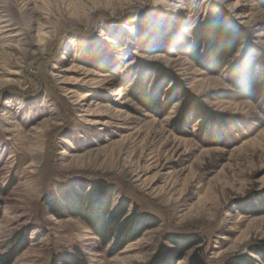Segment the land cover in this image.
Listing matches in <instances>:
<instances>
[{
  "label": "rangeland",
  "instance_id": "rangeland-1",
  "mask_svg": "<svg viewBox=\"0 0 264 264\" xmlns=\"http://www.w3.org/2000/svg\"><path fill=\"white\" fill-rule=\"evenodd\" d=\"M209 14L250 36L219 73L190 57ZM251 50L264 54V0H0V260L21 244L9 264H153L162 249V264L199 251L207 264L259 262L264 102L229 99L231 67ZM141 62L239 131L218 141L192 122L178 133L180 101L162 114L133 99L140 78L148 92L157 80ZM85 199L123 201L143 232L102 240L69 210ZM172 237L200 243L180 258Z\"/></svg>",
  "mask_w": 264,
  "mask_h": 264
},
{
  "label": "trees",
  "instance_id": "trees-1",
  "mask_svg": "<svg viewBox=\"0 0 264 264\" xmlns=\"http://www.w3.org/2000/svg\"><path fill=\"white\" fill-rule=\"evenodd\" d=\"M203 23L193 33L190 57L195 61L203 58L209 63L211 68L219 73L228 67V63L234 58L242 41L249 39L250 36L240 26H227L226 21L224 22L221 19V15L209 14V20ZM204 50L208 51V55H202ZM253 53V50H251V54L246 58V61L250 62L244 68L241 69L243 61H240L239 64L237 62L231 67L230 83L235 88V92H232V96L229 97L231 100L242 101L248 99L256 104L264 102V54L256 52L255 56ZM139 66L142 72L146 74L152 72L157 75V80L153 88L148 92L147 86L140 78L137 83V89L135 88L134 90L133 99L143 103L148 109H155L162 114H165L177 101H180L182 107L177 118L173 121L178 133L190 131L192 122H198L196 136L204 135L218 141L229 139L234 135L233 133L239 131V126L242 122L227 120L225 116L209 109L203 103V100L194 96L171 71L161 65H150L146 62H141ZM169 83L173 84L172 89L164 94V88ZM163 96H165L164 104L161 102ZM106 192L107 189L105 187L94 186L92 194L96 196V194L100 195ZM72 200L75 201L76 199L72 198ZM94 201L85 199L81 202H72L69 210L76 217L85 219L102 240L106 241V236L110 233L115 235L118 240H123L125 246L134 239H129L131 236L141 234L142 226L145 223L144 220L140 217L136 218L135 215L123 220L127 215L128 208L123 201L113 209L107 202L106 204H98ZM63 207L64 205H59L57 208ZM134 218H136L135 221L137 222L133 223ZM170 242L177 245L178 255L183 258L200 243V240L193 237H172ZM23 247L19 244L18 248H16V253L11 254L7 260H0V264L11 263ZM164 252L162 249L153 264H162V261L166 258ZM256 255L260 256V261H252L253 263L251 264H264V248L258 249ZM188 264L207 263L199 251V253H192Z\"/></svg>",
  "mask_w": 264,
  "mask_h": 264
}]
</instances>
